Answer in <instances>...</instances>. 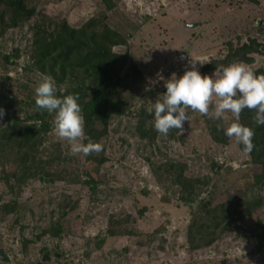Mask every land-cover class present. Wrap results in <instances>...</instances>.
<instances>
[{
    "label": "rangeland",
    "instance_id": "obj_1",
    "mask_svg": "<svg viewBox=\"0 0 264 264\" xmlns=\"http://www.w3.org/2000/svg\"><path fill=\"white\" fill-rule=\"evenodd\" d=\"M22 1L32 12L27 18L0 7V124L48 125L35 161L52 173L56 167L45 164L59 157L79 182L33 172L14 176L11 164L0 168V264H264V184L256 179L260 167L224 134L233 115L212 120L189 110L183 134L171 129L165 136L147 111L148 101L165 91L159 77L183 74L181 56L200 61L203 75L212 72L207 65L239 51L242 57L247 49L245 63L264 69V0H113L111 12L99 0ZM88 25L98 43L105 27L119 36L108 47L124 58L121 76L132 65L141 76L127 79L119 94L122 113L92 141L100 150L71 155L53 131L54 114L36 108L34 89L40 73L54 78L57 95L76 83L62 74L57 54L46 57L42 47L60 39L62 27L83 31ZM170 162L196 183L195 204L248 200L261 206L235 218L210 247L191 251L187 229L195 206L184 204L186 190L165 168ZM85 172L96 182L93 190ZM110 229L122 234L111 236Z\"/></svg>",
    "mask_w": 264,
    "mask_h": 264
},
{
    "label": "trees",
    "instance_id": "obj_2",
    "mask_svg": "<svg viewBox=\"0 0 264 264\" xmlns=\"http://www.w3.org/2000/svg\"><path fill=\"white\" fill-rule=\"evenodd\" d=\"M99 1L108 12L117 7L113 0ZM250 1L255 2V0ZM22 2V0H0V7L10 15L23 12V17L27 18L32 12L25 10ZM89 29L90 25L83 31H70L62 27L59 34L61 35L60 39L56 42L46 43L42 48L46 51V57L57 54L63 63L62 74L67 75L68 72L73 80L76 78V83L73 82L68 86L65 95L71 93L79 97L78 104L84 118L85 136L91 141H99L105 135L110 117L122 113L119 94L125 87L127 79L131 76L138 78L141 74L132 65L127 68L125 75L121 76V69L125 66L124 58L113 55L108 47V43L112 44L108 41L109 39L119 38L116 33L109 31L106 27L100 29L98 43L95 35L87 33ZM247 51V49L241 50L242 57H240V51L234 55H228L219 63L213 62L207 65L204 70L210 71L217 65H227L235 61L247 62L248 58L245 55ZM254 73L257 76H264V69L255 70ZM239 123L249 127L254 133L253 148L248 156L253 166L260 167V173L256 177L257 183L264 184V125L255 124L254 112L247 109L241 111ZM48 130V125L24 128L13 125L2 129L0 124V168L3 170L5 166L11 164V167H16L12 172L14 176H17L15 174L24 175L33 172L34 175L42 173L52 181L63 180L73 184L78 183L79 179L77 180L75 172L65 169L67 168L64 166L67 164L65 160L56 157L54 160H50V163L45 164V166L54 165L59 173L46 171L44 173L45 167L41 168V163L35 161V153H38L41 135L46 134ZM216 131L218 129L213 128V131L210 132L211 138L215 141L218 139ZM239 148L241 150L240 145ZM165 168H167L171 179H174V183L186 190L188 198L183 199L184 204L190 208L195 206L187 229V244L191 251L210 247L235 218L239 220L248 218L256 208L261 206L259 202L248 200H244L242 203L229 200L216 206L210 200H201L195 204L191 197L196 183L188 182L184 178L185 168L177 167L175 162H170ZM84 174L87 177L85 184L93 190L96 187L95 180L88 172ZM9 178L12 177H7L6 185ZM121 234V232H113L111 229L109 231L111 236Z\"/></svg>",
    "mask_w": 264,
    "mask_h": 264
},
{
    "label": "clouds",
    "instance_id": "obj_3",
    "mask_svg": "<svg viewBox=\"0 0 264 264\" xmlns=\"http://www.w3.org/2000/svg\"><path fill=\"white\" fill-rule=\"evenodd\" d=\"M179 59L185 62L183 74L178 76L173 72L166 80L160 76L165 91L154 102L148 101L147 111L152 116L154 130L165 136L171 129L183 134L189 110L198 111L212 120H222L230 112L235 120L224 129V134L234 138L241 146V152L248 155L253 148L254 133L238 122L239 116L244 109L253 111L255 124L264 125V76H257L243 61L217 65L210 74L202 75L200 61L185 56ZM57 91L54 78L40 73L34 89L36 108L54 114L53 131L67 142L69 154L87 155L99 151L100 145L85 136L79 97L71 93L57 95ZM3 115L0 109V119Z\"/></svg>",
    "mask_w": 264,
    "mask_h": 264
}]
</instances>
